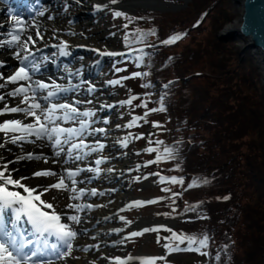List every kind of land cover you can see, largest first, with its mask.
<instances>
[{
	"label": "rangeland",
	"instance_id": "1",
	"mask_svg": "<svg viewBox=\"0 0 264 264\" xmlns=\"http://www.w3.org/2000/svg\"><path fill=\"white\" fill-rule=\"evenodd\" d=\"M104 1V2H103ZM126 0H115V2H123ZM155 2L154 6H146V7H137L136 9L130 10L134 15L124 16H115L114 13H104V17L99 18L98 23L94 24H88L84 25V27L89 30L96 32L98 36L105 37L108 43L106 42L103 44H97L98 47H100L102 50H105L107 48H110V51H105L106 60L105 63H103L100 68L97 71V76L94 78H91L92 83L91 85L94 86L95 91L91 93V95H86V99L83 98L82 103L79 105L78 109L81 111L82 109H86V111H93L94 116L90 117V121H92L94 118L96 119V122L94 123L96 128H105L107 124L103 123V119H108L110 121V126H112L109 129H112V132L109 134L111 135L112 139L108 140L107 133H95L96 136H100L99 138H95L96 140H99L100 142L105 144V148L99 152H90L88 156L92 158V160H95V157H102V158H110L109 162H105L106 169H110L116 166H120L124 160H129V164L127 165L129 168V171L127 174H125L122 170V176L125 177L127 180V184L130 188L129 192H127L130 199L134 200L139 198L143 202L147 201H153L152 203H143L140 206H137L132 210L129 215L131 218V222L135 221L132 225L137 223L139 219L144 220L146 223L140 226H137L136 228H149V229H155L153 231H150L149 234L151 237H147L146 233H144L141 238L136 239L132 243V246H125L127 252L135 253H147L149 258H156L155 264H196V261L198 263L204 261L203 258H199L197 256L198 251L191 250V251H174V247L179 243V241H176L172 238V232H175L177 235H183L186 236V233L190 232V230H201L203 223L199 225L195 223L192 219L197 216V213L194 215L190 214V210L183 211L184 208H189L188 206L191 205L192 201H198L200 192L197 191L194 188L188 187V177H178L180 174L173 172V166L170 158H167L164 156V148L165 144L171 143L173 141H178L179 138L186 133L185 129L180 128L181 126L177 123V119H180V115L184 120L190 119L187 118L185 114V111H181L178 109H174L173 107H177L179 100L177 98L183 94L187 93L188 90L192 89H201L204 87V85H200L199 80L204 79V77L207 75V70H211V66L214 63L215 59L219 57H225L229 58L227 60V68H231V66H234L236 64V48L241 47V52L248 53L249 57L252 59V63L254 66H256V71L258 74V80L259 84L263 87V93H264V65L262 64V57L260 54H258V51L255 48L247 47L248 40L246 37L239 35L238 31L236 30V27L238 26L240 22V15H241V5L239 0H228V4L223 3L220 5L221 8H227L229 7L230 16L228 17V21L217 30L218 33L223 29L225 26V30L227 26H231L233 29L237 31L236 35H231L228 32H225L222 34V37L220 38L224 43L216 42L214 39L215 32L210 33L209 25L206 24L209 19H207L205 22H203V26L201 29L196 30H188L187 33L181 35V39L176 41L172 44H167L164 46L163 50L161 51L162 54H167L174 56V54H183L187 50L197 53L195 56H187L188 59H190L189 64L191 63L190 69L191 71H197L198 69L202 70V75L195 76L194 79L198 80L199 83L195 84L194 86L191 83H188L187 80H182L180 82H174L172 86L174 85L176 88V91L169 90L167 92L168 98L171 100L176 99V105L172 104L168 108H170V113H167L169 110L168 108L164 107L161 103L157 102V99L159 100L160 94H159V87L158 84H155L153 86H149L145 84L146 77H150L149 75H153L154 72H158L160 67L159 65L155 64L153 59L150 61V56L144 55L143 57V63L141 65H137V67H134V64L139 63V61L135 62V58L131 60V63L129 66L131 67V71L127 72L128 69H122L118 72L122 73V77H127L126 83L123 85L117 84V85H106L104 86L105 82L108 81H114L119 76L116 75L118 72L114 71L113 69V61L114 58H112V55L109 53L112 52H119L121 49L119 48L124 41L128 37H140L142 36L146 41L145 45L148 47H153L154 45H159L162 43L163 40L166 39H160L159 34L153 35L152 31L155 28L156 25H161V22L172 20L171 15L173 13H181L182 11H187L189 8V3L191 0H152ZM231 2V3H230ZM99 3H103L104 5L106 3H112V0H101ZM77 4L82 5L80 0H59L57 2V8L61 10H68V12H76L78 8L76 7ZM79 5V6H80ZM85 5V6H84ZM84 6V7H83ZM83 12L85 11L87 13L89 6H86V3H83ZM104 7V6H103ZM156 13H159L160 15L157 16V18L154 20V22L150 23L148 26L145 22L141 19L136 18L137 15L145 14L147 10H152ZM108 11V10H106ZM66 11H62L64 13ZM135 12V13H134ZM162 13V14H161ZM48 13H44V18H48ZM86 15V14H85ZM70 16L69 14L67 15ZM136 16V17H135ZM52 17V18H51ZM67 17V18H68ZM91 15H87V22H89L91 19H89ZM85 19V17L83 16ZM55 18L53 16H50L51 21L53 22ZM65 20V19H64ZM63 20V21H64ZM164 20V21H163ZM68 22V20H65ZM64 21V22H65ZM75 23V24H74ZM78 22H71L67 23L69 25H78L76 24ZM176 24V23H175ZM206 24L205 28L204 25ZM177 25V24H176ZM126 26V27H125ZM179 25H177L176 28H178ZM168 28V27H165ZM164 28V29H165ZM164 29H162L164 31ZM161 31V30H160ZM190 33V34H189ZM69 34V33H68ZM176 34H173L171 36H175ZM62 39H55L52 41L53 44H51L55 50L54 54L61 52V49L67 48L66 44L59 45V42L61 40L70 42L69 48L72 45L71 35L67 37L66 34H62ZM42 38L45 37L41 36ZM159 37V38H157ZM157 38V39H156ZM9 39V38H8ZM230 40V42L228 41ZM232 41V42H231ZM7 43H10V41H6ZM228 42L230 44H228ZM143 43V41H142ZM61 44H63L61 42ZM108 44V45H107ZM247 45V46H246ZM63 47V48H62ZM134 47V46H133ZM140 47V46H138ZM142 47V46H141ZM43 50V49H42ZM203 51L205 53L200 54L197 51ZM64 51V50H63ZM19 52V46H17V49L11 50V53ZM73 52V51H72ZM137 56H139V52L136 53ZM36 57V56H35ZM140 57V56H139ZM214 57V60H213ZM83 59L89 60L90 56L88 53V56H84ZM93 60V59H92ZM91 60V61H92ZM52 61V59L50 60ZM151 62V63H149ZM115 63L120 64V60L117 59ZM140 64V63H139ZM147 65V67H146ZM50 67V65H48ZM205 70V71H204ZM237 70V69H236ZM140 72V73H147V75H141L139 77H134L132 74ZM233 73V72H231ZM160 76L162 77V74L169 76H172L170 74V71L165 70V73H162L160 70L159 72ZM205 74V76L203 75ZM163 78V77H162ZM163 80V79H162ZM145 82L139 84V82ZM237 81V76L233 73L231 77H227L223 74L218 75L212 83H214L216 90L213 91L215 95L219 92L218 89H221L228 85H233L234 88L238 89V85H234V83ZM129 84H133V87L135 89L133 90L135 93L133 95L129 96L130 90L132 88H129ZM193 86V88H192ZM150 87V88H149ZM241 91L239 90V99H236L234 102V106L236 104H240L244 106V111L246 116L242 119V127H245V124L243 123H249L250 121H255L252 119L253 111L250 106H246L247 101L242 100L244 97H249V99H252L253 101H260L261 105H264V94H261V91H257L252 87L245 86L243 87V84L239 86ZM84 91V89H79L76 93L80 94V91ZM142 90V92H140ZM132 91V92H133ZM86 93V92H85ZM172 93V94H171ZM83 94V93H82ZM105 94L107 95V98L102 101L105 98ZM138 95V99L129 106L131 108V113L127 115V112H125V108L123 109V105L117 104L112 109V116L107 111L99 110L100 105H97L98 103L101 104H108L110 101H116L117 99H125L127 97L136 96ZM113 96L114 99H111L110 97ZM100 99L98 103H95L96 100ZM246 99V98H245ZM85 100H92L93 103L89 104L86 102H83ZM122 102V101H121ZM233 103V102H231ZM142 104H146L147 107H142ZM175 105V106H174ZM2 106V104L0 105ZM77 107V106H76ZM91 107V108H88ZM160 107H163L164 111H156V112H149L146 119L138 121L136 125H134L132 129V132L130 133L128 130H126L124 125H126L133 116H140L143 117L145 112L149 109H159ZM97 110H93V109ZM185 110V109H183ZM192 111V110H190ZM190 114V113H189ZM84 121H86L85 117H80ZM114 118V119H113ZM187 121V120H186ZM153 122H156L160 125V127H153ZM256 122V121H255ZM254 122V123H255ZM117 125H121L120 128H117ZM183 126V125H182ZM49 127V126H48ZM90 126L88 127V130L91 131V134H93V129ZM92 129V130H91ZM130 129V131H131ZM182 129V130H181ZM247 129V128H245ZM143 135V138L141 139H134L133 137H137L140 135ZM127 138V146L125 147L123 144V141ZM3 139V138H2ZM12 137L5 138L4 140L10 141ZM94 139V138H93ZM112 140L115 142V144L112 142ZM3 141V140H2ZM75 143L79 141V139H72ZM156 141H160L162 143H156ZM5 142V141H3ZM109 142L113 143V148H109L108 145ZM50 144V141L48 140V146ZM164 144V147L162 146ZM258 144L264 148V142L259 141ZM115 146V147H114ZM162 146V147H161ZM90 147H95L90 146ZM201 147V146H200ZM198 148L199 153H202V151H205L206 154L208 151L206 150V145H203V147ZM19 149V146H17ZM148 148L155 149L154 152L146 151ZM110 149L112 150V153L110 152ZM2 150L5 152H8V149L5 147H2ZM59 150L63 151V148L55 149L54 152H58ZM214 151H217L218 149H213ZM212 150V151H213ZM22 152V151H20ZM177 154L173 156V160H180L181 156L178 152ZM22 157H27L26 152L21 153ZM116 155V157H115ZM161 156L162 159L159 161H156L157 156ZM112 156V157H111ZM117 158V159H115ZM119 158V159H118ZM27 160V159H26ZM29 160V159H28ZM34 160V159H32ZM31 160V161H32ZM243 159L239 160L242 161ZM149 161H154L153 163H149ZM5 164H12L11 159L8 161H4ZM17 163L19 161H16ZM2 163V162H1ZM95 162L92 161V165H94ZM116 164V165H114ZM102 167V166H101ZM0 169H2V166H0ZM95 170H93L92 174L95 173ZM100 170V169H99ZM120 170V169H119ZM261 173L264 174V162L262 166L259 168ZM115 172H118V170H115ZM34 172H32L33 174ZM65 171L63 172L64 175ZM31 174V176H32ZM112 178L114 179L115 173H112ZM83 176V175H82ZM163 177H177L178 180L181 178L183 179V183H171L169 180H165L161 182L159 178ZM35 178L34 176H32ZM55 181L59 179V176H55ZM138 178V179H135ZM43 180H49L51 183L53 181L50 177H42ZM70 185V184H69ZM79 185V184H78ZM77 184L75 185L76 189L78 190L80 187ZM121 185V184H119ZM118 185V187H119ZM141 185V189L138 188V186ZM118 187L116 188L115 192L109 191L107 193L108 197L102 198V199H109L111 195H115ZM124 187V186H123ZM125 188V187H124ZM71 189V187H69ZM164 189H168V191H164ZM54 191V189H51ZM107 190V189H106ZM105 190V191H106ZM58 191V193H61L60 197H56L55 203L53 204L55 208L61 207L63 210L69 214L70 216L76 215L79 218L81 217L80 211H77L76 209L69 208L63 206L66 205L65 202H68L69 204H75L74 202L78 201V199H70L72 196H77L76 192H72L71 190L63 191V190H55ZM70 191V192H69ZM68 194V195H66ZM50 199L53 198V195H50ZM134 196V197H132ZM69 198V199H68ZM254 199V197H253ZM245 201H250L247 203H252L253 206L251 208L256 207V198L254 200H251V198H244ZM178 201V202H177ZM126 204V203H125ZM246 204L244 203V206ZM140 207V208H139ZM61 212V210H59ZM70 212V213H69ZM128 211H125V213ZM63 213V212H62ZM65 214V213H64ZM69 216L64 217L65 220L69 221V226L76 228L78 223H75L71 220H68ZM140 217V218H139ZM83 219H81L82 221ZM81 221L77 231H82ZM124 223V222H123ZM192 228V226H194ZM198 225V226H197ZM240 227L239 235H243L245 232V229L242 225V221L240 224H238ZM116 227V226H115ZM196 228V229H195ZM203 229V228H202ZM88 232V231H87ZM86 232V233H87ZM84 233V235H86ZM152 238L151 241L148 242V239ZM168 244L170 247L166 248L165 245ZM96 247V246H94ZM101 248L100 245H98L97 250L99 251ZM76 250V248H73L71 252L66 257H71L73 254L72 252ZM121 250V249H120ZM119 250V251H120ZM91 251V250H90ZM89 251V252H90ZM118 251L117 258L122 257ZM88 252V253H89ZM87 254V253H85ZM143 256L141 254H137V256ZM147 258V257H146ZM264 263V253L262 254V259L260 262ZM111 264V263H109Z\"/></svg>",
	"mask_w": 264,
	"mask_h": 264
},
{
	"label": "trees",
	"instance_id": "2",
	"mask_svg": "<svg viewBox=\"0 0 264 264\" xmlns=\"http://www.w3.org/2000/svg\"><path fill=\"white\" fill-rule=\"evenodd\" d=\"M223 3L228 4V0H191L187 11L173 13L171 21L163 20L161 25L155 26L156 29L152 33L159 34L160 39H168L173 34L183 35L188 30L197 31L202 28L203 22L209 19L206 24L209 25L210 33L215 32V41L222 43L217 30L230 16L229 7H220ZM154 10H147L144 15L135 17L144 22L146 20L148 26L160 15V12L156 13ZM175 23L179 25L178 28ZM145 41L142 36L128 37L124 44L127 47H143L137 51L140 57L135 53L131 58L137 57L135 62L139 61L140 64L137 63L136 66L143 63L144 55L150 56V61L153 59L154 63L159 65V71L146 77V83L139 82L150 87L158 84L160 97L157 102L166 108L172 104L176 105L174 103L176 99H169L167 94L169 90L176 91L174 82L187 80L194 86L199 82H202L200 85H204L201 89L188 90L177 98L179 103L173 108L180 111L182 109L185 111L184 115L190 119L184 120L181 114L180 119L176 121L186 133L178 141L165 144V148L173 150L170 158L173 162V172L175 170V173H179L178 177H188V185H193L190 188L200 192L199 200L192 201L189 208L183 210L191 209V215L197 213L192 220L198 225L200 222L203 223V229L190 230L186 236L197 239L208 237L207 245L196 250L197 256L204 261L200 263L196 261V264H264L260 262L264 253V174L259 170L264 162V148L258 144L259 141L264 142V105H261L260 101L243 96L242 100L247 101L246 106L251 107L252 119L256 121L243 123L245 127H242V119L246 116L244 106L240 104L234 106L236 99L240 98L239 86L242 84L243 87L248 86V89L252 87L264 94L263 87L259 84L256 66L253 65L249 54L241 52V47H237L234 66L227 68L226 62L229 58L219 57L215 59L211 70H207V75L203 74L204 79L198 82L194 77L202 75L203 72L200 69L191 71L190 59L187 58L195 56L196 52L187 50L183 54L171 56L161 53L166 44L147 47ZM197 52L205 53L204 50ZM160 70L162 73L168 70L173 74L169 77L162 74V78ZM231 72L237 76L234 85H238V89L228 85L218 89L219 92L215 95L213 91L216 87L212 83L214 78L221 74L231 77L233 75ZM168 109L167 113H170V108ZM203 145H206L207 154L205 151L202 153L198 151ZM162 146L164 147V144ZM215 148L218 150L214 151ZM176 152L180 154V160H173ZM241 159L243 160L239 161ZM253 197L257 200L254 209L251 208L252 203H247L250 201L244 200V198L254 200ZM241 221L245 229L243 235H239L238 224ZM194 227L195 225L192 226ZM179 246L180 250L177 251H191L186 250L187 240Z\"/></svg>",
	"mask_w": 264,
	"mask_h": 264
},
{
	"label": "bare ground",
	"instance_id": "3",
	"mask_svg": "<svg viewBox=\"0 0 264 264\" xmlns=\"http://www.w3.org/2000/svg\"><path fill=\"white\" fill-rule=\"evenodd\" d=\"M55 1V0H52ZM82 3H86V6H89V9L94 10L96 8H99V6L103 5V3H99L101 0H80ZM57 2V0H56ZM104 2V1H103ZM114 8H117L128 15H134L130 10L136 9L137 7H146V6H154L155 2L152 0H126L123 2H115V3H110ZM85 6V5H84ZM84 9V8H83ZM3 8L0 6V28H5L11 30V33H14L15 35L20 36V41H19V52L21 53L22 57H27L29 65L31 66L33 64V69L30 72V75L32 77V83L33 87H35V81H41L43 83H46L49 85L50 91H56V89L53 87V85H58L63 89H67V91H63L62 94H69V97L67 98V102L72 103L73 101L76 100V98L73 97L74 94H77L76 92L79 90L78 87L70 88L66 84L62 83H57L56 78L58 73L65 74L68 69L64 68L62 69L61 72H56L55 69L51 70V67L48 66V64L51 65V58L48 56L45 59H49V61H46L44 64V60L37 61L35 54L43 51L42 49L38 50V48L42 47L43 45L47 43H51L52 40H55L57 38H62V34H66L67 37L71 35V40H72V45L70 48H75V50H87V52L93 53V60L94 62L100 64L104 60L105 56L103 54L104 51H110V48H107L105 50H102L98 47L97 44H103L108 41L106 40L105 37L98 36L96 32L89 31L85 27H81L80 25H69L67 22L63 21V19L69 14L74 16V20H78L81 15H85V11H79L77 12H64L59 11L58 9H51L46 11L48 14V18H44V12L42 15L32 17L29 19H22V23H15L12 20H9L6 16L5 13H3ZM154 10V9H152ZM50 16H53L55 20L53 22H49L48 20L50 19ZM100 16L99 18H101ZM52 18V17H51ZM98 23V22H97ZM17 24H20L19 27H21V30L19 31L18 29L16 30ZM239 25V24H238ZM44 33L45 37L37 38L36 33L39 32ZM225 32H228L231 35H236L237 31L233 29L231 26H227ZM69 33V34H68ZM31 35L33 40L35 41V44L33 45L31 42H28V36ZM41 37V36H40ZM6 35L5 34H0V58L5 60L7 64L4 66L6 67L5 72H0L3 74L4 77L11 76L10 74H14L15 70L19 67V59L14 55V53H11L10 50H15L17 49V45L15 43H7L6 40ZM27 43L28 49L31 51L32 55L29 56L27 52H24L23 50V45ZM108 45V44H107ZM79 46H82V49H80ZM100 49V50H99ZM102 50V51H101ZM259 54V53H258ZM34 55V56H33ZM65 55V54H64ZM63 55V56H64ZM32 58V60H30ZM92 61H78L77 65H87L90 68V71L92 72V67L94 66ZM262 64L264 65V60L262 58ZM46 72V75H41L38 76L39 73ZM90 74L88 73V76ZM0 83H4L3 80H0ZM29 82L28 81H18L16 84L8 83L3 90L0 89V94L7 93L10 90H13L12 88H17L20 85H25L27 86ZM82 89V88H80ZM29 91L28 93H30ZM32 93V92H31ZM72 93V94H71ZM59 93V95H62ZM22 97H17L15 99L8 97L6 98V103H8L9 107L16 106V104ZM54 99H51L50 104L54 103ZM31 102V101H30ZM4 102H0V105L2 104L3 106ZM0 106V107H2ZM18 106V105H17ZM21 107H25V105H19ZM7 119H19L21 121L23 120H30V117L27 116L25 113H7L5 115L0 116V123H3L4 120ZM35 123V122H34ZM112 132V129H109L107 133ZM2 137V136H0ZM107 139L110 140L112 139L111 135L108 134ZM5 142H3V141ZM0 139V166H3L5 164L4 161H8L11 159L12 164L8 165V169L11 172L12 176L14 179H19L21 177H28L27 180H22L21 182L25 184V186L29 187H42V186H47L49 185V180H43L42 177H35L33 178L31 176L32 172H36L39 169L40 170H51L55 171L58 173V175H63V172L72 167L78 166V161L76 160H70L69 153H67L68 149L63 148L62 150H59L58 152L60 153L59 156L56 155L57 152H54L55 149H58L60 146L53 148L52 144L54 141H50V144L48 146V139L47 137H44L42 139H37L36 137H28L23 140H17L13 142V139L10 141ZM94 144V143H92ZM109 148H113V143L109 142L107 144ZM19 146V149L17 148ZM2 147H5L8 149V152H5L2 150ZM20 151H24L27 154L32 153L34 156H39L40 159H34V160H26V159H17L18 157H22L21 155H17V153H22ZM45 160H47V163H45ZM16 161H19L18 163ZM67 161V163H65ZM2 162V163H1ZM129 164V160H124L123 163L119 166H116L115 168L113 167L110 168L112 171H108L106 168H101L99 171L95 170L94 173V180H93V185H91V189L95 188L97 190V194L92 196V199L90 200V204L92 205V210L87 213V216L90 217V224H92L91 228V233H89L90 230L86 233V235L81 234L79 235L78 240H82L81 242H89L90 240L85 239V237H89L92 235V242L96 241L97 245H100L101 248L99 251L92 250L89 253L85 254V259L79 260V256L77 259L72 260V258H69L71 261V264H109V260L111 258L117 257L118 251L120 250V247L115 245L118 240L117 234L116 233V228L114 224V214L115 211L120 207L123 206L125 203H135L136 201H140L143 203L142 200L139 198L137 199H130L128 196L126 189L119 185L118 190L115 195H111L109 199H102L100 196V193L103 192L102 188H104V185L106 184V181L108 180L109 182L113 181L112 178V173L115 170H118V172H122V168L127 169L129 168L127 165ZM91 165V164H90ZM3 168V167H2ZM92 168V167H91ZM95 169V168H93ZM120 169V170H119ZM3 170V169H2ZM8 173H6L7 175ZM66 177V175H65ZM67 180V179H65ZM10 191H18L21 189L19 187H13L11 185L8 186ZM38 194V193H35ZM50 195H53V197H60L61 193L56 192L55 190L50 192L45 193L44 196H42V200H46L47 202L51 201ZM68 195V194H66ZM69 199V198H68ZM53 200V199H52ZM55 201V200H53ZM141 203V204H142ZM70 213V212H69ZM58 214L63 216L65 215L62 212H58ZM83 219L81 221V226L83 228L86 227L84 224ZM146 222L142 219H139L136 224L143 225ZM135 224V225H136ZM134 225V226H135ZM82 228V230H83ZM98 241V242H97ZM2 243V242H0ZM123 257V256H122ZM62 257L59 256L57 259L58 261L56 262L57 264H63L61 259ZM121 259V257H119ZM143 256H136L134 261L132 260L128 262H124V264H137L138 262L142 261ZM123 261V260H122ZM113 262V259H112ZM29 264V263H28ZM36 264V263H34Z\"/></svg>",
	"mask_w": 264,
	"mask_h": 264
},
{
	"label": "snow or ice",
	"instance_id": "4",
	"mask_svg": "<svg viewBox=\"0 0 264 264\" xmlns=\"http://www.w3.org/2000/svg\"><path fill=\"white\" fill-rule=\"evenodd\" d=\"M113 3H115V0H112ZM43 13H41L42 15ZM122 13L115 12V16H120ZM126 27V26H125ZM37 38L40 37V33H36ZM28 42H31L33 45L35 44V41L33 40L32 36H28ZM181 39V35L177 34L175 36H171L166 40H163V44H172L175 43ZM20 36L19 35H12V43H19ZM24 52H27L29 56L32 55L31 51L28 49L27 43L23 45ZM61 54H66L63 49H61ZM110 55H117V53H109ZM14 55L19 59L20 66L15 70L14 74L8 77H4L2 73H0V80H3L4 83H0V89H3L6 87L8 83L16 84L18 81H28L29 83L27 86L20 85L19 87L8 91L7 93L0 94V102H4L3 106L0 107V116L5 115L7 113H25L27 116L32 117L35 121V123H22L19 119H7L4 120L3 123H0V132H3L5 134L9 133H26L28 135H35L37 139H42L44 137H47L48 140L54 141L52 144L53 148H56L63 144H69L70 141H72L75 137H82V135L85 133L86 129L89 127L88 123L84 121L83 119L79 120V128H73V127H61L59 124L56 123L57 120L68 122V121H75L79 117H91L94 116L93 111H83L80 112L78 108L74 105L82 103L80 100H75L72 103H51L50 101L53 97L57 96L58 92L67 91V89H63L58 85H53V87L56 89V91H50L49 85L46 83H43L41 81H35V87H33L32 77L29 72V62L28 58L22 57L20 52H15ZM142 59V58H138ZM35 70V69H33ZM121 69H117V71H120ZM134 77H139L141 75H147V73H140L136 72L132 74ZM122 79H127V77H124ZM121 80H114V81H108V84L110 85H117L120 84ZM167 87V85H165ZM31 91L32 95L29 96L27 93ZM95 91L94 86L91 84L89 85L87 89V93L91 94ZM11 97L13 99L17 97H22L18 101V106H12L9 107L8 103H6V98ZM137 99L136 96H131L128 100L119 102L121 104H128L131 105L132 102ZM31 101V102H30ZM86 103H93L92 100L83 101ZM50 104V106H49ZM19 105H25V107H21ZM142 107H147L146 104H142ZM115 107V105L111 104H101L99 110L104 109H111ZM58 110L63 111L62 116H57L56 112ZM165 109L163 107H160L159 109L153 108L149 109L145 112L143 117L140 116H133L132 119L123 127L131 128L134 125L137 124L138 121L146 119L149 112H156V111H164ZM104 124L110 123L108 119H103ZM55 125L54 127H48V125ZM121 125H117V128H120ZM153 127H160V125L156 122H153ZM95 133H107V129L105 128H96L93 129ZM64 137L63 141L61 140V137ZM134 139H141L143 138V135L133 137ZM13 142L17 140H23V136L15 135L12 137ZM156 143H162L160 141H156ZM124 146H127V138L123 141ZM89 145H87L84 141V139H80L79 143H72L71 147L68 149L69 155L73 151H79L83 148H88ZM105 148V144L100 142L99 140L95 141V147H90V152H99ZM146 151L154 152L155 149L148 148ZM89 153H84V156L88 155ZM57 156L60 155L59 152L56 153ZM173 155V150L170 148H164V156L167 158H171ZM84 156L76 155L74 157L75 160H82ZM17 159H40L39 156H34L32 153H28L27 157H18ZM162 159L161 156L156 157V161H159ZM154 161H149V163H153ZM45 163H47V160H45ZM67 163V161H65ZM96 165H100L104 163V159H97L95 161ZM3 170H0V204H2L4 207H12V206H18L16 208L17 213H23L26 215L28 221L36 228L38 232L42 233H54L59 238L65 241L67 252L65 255L69 254L71 250L73 249L72 241L77 236V231L72 230V228L66 224L61 222V215L57 213V210H53L51 213L48 211L42 210V209H54V205L50 202H47L46 200H42V196L45 195V193L50 192L51 189H57V190H63L67 191L69 190V184L65 182V179L70 181L71 183V191L77 192V189L75 185L78 183L74 177H76L79 174V169L77 170H65V175H59L58 182L51 183L47 186L42 187H29L25 186L21 181L27 180L28 177H21L19 179H14L11 172L8 169L7 164H3ZM96 171H99V169H96ZM108 171H112V169H108ZM6 173H8L6 175ZM35 177H55L58 175L57 172L51 171V170H44V171H36L33 174ZM161 182L165 180H169L171 183H183V179L180 180L177 179V177H160ZM80 183H83V181H80ZM9 185L13 187H19L23 189V192L26 193V195H22L18 191H10ZM193 185H188V187H192ZM164 191H168V189H164ZM38 193V194H34ZM84 189H79V194H83ZM92 195L97 194V190L93 188L91 190ZM101 195L103 193H100ZM79 196H72L70 199H78ZM53 200L56 199V197L52 198ZM227 199V197H225ZM153 201H147L143 203H152ZM142 202L136 201L134 205L131 206H140ZM69 208H73L76 210H81V206L69 204L67 205ZM87 208H91L92 205L89 204L86 206ZM68 220H71L75 223H80V218L76 215L69 216L67 218ZM121 219H124L121 217ZM130 223V222H129ZM155 229H149L145 228L143 229V232H148ZM141 232H132L131 236H138L141 235ZM172 238L176 241H179V244H183L185 240H187V249L186 250H199L200 247H204L207 245L208 237L205 236L203 239H197L196 237H184L183 235H177L175 232H172ZM179 244L175 246V250L179 249ZM196 245L194 248L193 246ZM166 248L170 247V245L166 244ZM87 250V249H85ZM33 255H35L33 253ZM31 259V257L25 255V256H18L14 254L12 251H10L6 246L5 243H0V264H28V260ZM156 258H147L141 261V264H155ZM115 264H124V261H122L120 258H116Z\"/></svg>",
	"mask_w": 264,
	"mask_h": 264
},
{
	"label": "water",
	"instance_id": "5",
	"mask_svg": "<svg viewBox=\"0 0 264 264\" xmlns=\"http://www.w3.org/2000/svg\"><path fill=\"white\" fill-rule=\"evenodd\" d=\"M241 15L236 27L239 35L248 40V46L255 48L264 60V0H239ZM218 33L222 37L224 29Z\"/></svg>",
	"mask_w": 264,
	"mask_h": 264
}]
</instances>
